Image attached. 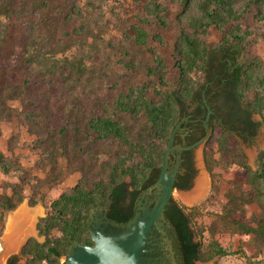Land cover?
<instances>
[{"label":"trees","instance_id":"16d2710c","mask_svg":"<svg viewBox=\"0 0 264 264\" xmlns=\"http://www.w3.org/2000/svg\"><path fill=\"white\" fill-rule=\"evenodd\" d=\"M149 3L156 5L155 0ZM182 3L185 9L188 0ZM234 5L235 0L202 1V15L187 22L181 15L167 22L151 9L150 19L122 28L117 57L107 63L93 58L99 48L95 27L100 25L92 0H0V122L16 118L35 135L38 166L45 172L33 184L29 205L45 202L43 187L81 174L75 186L50 201L38 224L45 240L27 241L22 264H60L75 243L93 245L88 222L95 209L107 208L108 219L116 223L135 216L136 201L158 179L166 141L180 117L191 111L192 119L205 118V107L193 105L201 101L194 74L212 67L206 40L211 28L223 38L227 59L211 75L222 90L204 147L211 191L220 190L217 168L235 165L237 171L225 194L227 202L208 230L212 236L226 231L248 235L255 248L264 249V159L256 169L249 165L234 134L245 139L256 135L259 122L252 115L264 110V93L252 84L259 81L257 37L246 44L245 34L228 30L241 17ZM249 9L264 20V0H247L243 12ZM153 26L160 32H153ZM155 39L161 52L152 46ZM73 48L72 57L67 56ZM6 159L0 151L7 173ZM192 166L188 176L177 174L186 181L175 182L176 188H190ZM25 183L22 179L11 185V193L0 194V237L6 215L25 200ZM251 204L257 205V213L249 212ZM197 214V206L174 198L165 208L179 264L208 262L228 253L216 240L203 242L205 229L196 226ZM6 264L20 263L11 256Z\"/></svg>","mask_w":264,"mask_h":264},{"label":"rangeland","instance_id":"374dc122","mask_svg":"<svg viewBox=\"0 0 264 264\" xmlns=\"http://www.w3.org/2000/svg\"><path fill=\"white\" fill-rule=\"evenodd\" d=\"M92 1L93 12L97 18V24L100 25L99 29L95 27V32L99 35V40L96 42V44L99 45V48L95 49L96 53L93 54V58L95 60H103L107 63H112V61L117 57L115 48H117L118 40L121 39L120 37L122 36L123 31L122 28L132 22L150 19L151 16H149V13L151 12V9H155L157 15L161 16L162 20L167 22L168 20L176 22V17L179 15L182 16L183 21L187 22L193 15H202L203 12L199 6L200 2H205V0H188V6L186 7L187 9H184V5L182 3L184 0H155L156 5L149 3L151 0ZM246 1L247 0H235L234 8L240 11L241 17L231 22V25L228 26V30H231L237 34H245L247 36L246 44H248V42H251L250 44H252V36L255 35L257 37L254 48L256 53V60H254V64L255 76L256 78H259V81H254L252 84L253 87L261 89V92L264 93V20L260 19V17L254 16V11H256L255 9H249V11L243 12ZM153 32H160L159 28H155L153 26ZM222 39L223 38L211 28V30L208 31L206 35L208 50L214 49V47ZM89 42H93L92 37L89 38ZM152 46L155 48V51H162L159 48L157 39L152 42ZM75 50L76 48H73L72 51L68 52L66 55L72 57V54ZM143 54V57L148 56V54L145 52H143ZM145 63H152V59H148ZM141 78H143L142 75L138 76L139 80ZM204 80L205 73L199 71L198 73L194 74V83L196 84L197 88ZM11 105L19 110L21 109V104L18 101H12ZM254 115L262 123H264V110L262 113ZM35 140V135L31 134L27 127L19 124L16 118L0 122V151L3 152L7 158L6 165L9 169V171L6 173L0 165V194L3 192L11 193L12 184L20 183L22 182V179L26 181L23 191L25 200L17 207V209L24 204L32 208H41L42 212L37 217L35 222V233L29 235L28 240L35 238L39 242H43L45 240V236L40 234L38 224L41 218L47 215L50 201L57 198L62 192L75 186L80 179L81 174L79 172H75L71 175L65 176L56 185L43 187L42 191L45 194V202L39 201L35 206H30L29 199L33 195V184H36L38 180H42L45 177V172L38 166L40 149L37 147ZM205 143H202L200 148L197 150L199 176L204 174L208 182V188L205 195L193 204H186L181 199L180 192L178 190H176L173 194V198L179 201L181 204H184L188 207L197 206L198 214L195 219V224L196 226L205 229L203 235L201 236L203 242L207 244L211 240H216L228 252L226 255L216 256L208 262L201 261V263L264 264V249L258 250L255 248L249 241L250 236L232 233L229 231L224 233H216L212 236L208 230L215 216L222 212L223 207L227 202L225 194L227 190L232 187V180L234 179L235 172L237 171V166L227 165L225 167L216 169V172L219 176L220 190L219 192H212V178L206 168L204 160ZM240 143L242 145L241 141ZM252 144L255 148L254 154H248L245 151L243 145L242 147L247 156L248 164L256 169L259 160L264 159V139L261 142L252 140ZM62 162L65 163L64 161ZM247 209L250 213L258 212V207L255 204L248 205ZM16 210L11 211L6 215L5 226L0 237L1 248L4 246L3 237L6 234L8 218L11 214L16 212ZM4 250H0V264H6L8 258L11 256H16L17 261L20 264L25 263L27 260L23 253L19 251L4 256ZM16 250H18V248ZM65 258L66 257L61 259L60 264L65 260Z\"/></svg>","mask_w":264,"mask_h":264},{"label":"water","instance_id":"95a60500","mask_svg":"<svg viewBox=\"0 0 264 264\" xmlns=\"http://www.w3.org/2000/svg\"><path fill=\"white\" fill-rule=\"evenodd\" d=\"M222 41L223 39L214 49L208 51L209 63L213 64H211L212 67L208 68L209 65L207 66L205 80L197 88V91L200 93H202L211 75L216 72V66L227 60L225 55L226 49L222 46ZM207 75H209V78ZM207 108L208 113L205 121L206 135L193 145L183 146L176 143L177 134L186 131V127H184L183 124L187 118L184 115L180 117V120L177 122L166 141L167 146L162 156L158 179L153 186L142 194L139 201V211L136 212L135 216L127 223H117L116 227L120 229L117 233H108L101 227V209L93 210L88 227L93 245L75 243L69 255L61 264H175L170 246L171 240L168 238L165 231L166 218L164 211L167 204L173 198V194L176 190L179 192H189L195 186L199 178L197 150L202 143L207 141L211 134L208 121L210 120L212 111L210 106L207 105ZM252 119L259 122L257 133L254 137L245 139L234 133L242 142L248 154L255 153L252 140L261 142L264 139V123L254 114L252 115ZM189 149H193L192 155L195 173L190 188L180 190L175 187V179L180 171L181 161L180 155L175 154V152ZM172 154H175L174 157H172ZM156 231L160 233V237H157ZM28 238L24 240L18 250H14L10 248V238H6V235H4V256L15 253L16 251L21 252ZM150 246H159V248H161L162 254L156 258L158 260L157 263L153 257L146 256V254L151 251V249H148ZM196 264L202 263L201 261H197Z\"/></svg>","mask_w":264,"mask_h":264},{"label":"flooded vegetation","instance_id":"af4514ba","mask_svg":"<svg viewBox=\"0 0 264 264\" xmlns=\"http://www.w3.org/2000/svg\"><path fill=\"white\" fill-rule=\"evenodd\" d=\"M216 79H217V77H215V79L209 78L207 81V84L204 86V89L201 93V101L198 99L195 100L194 107H199V106L205 107V109L207 110L204 120H203V114L201 116H197V118L192 119V117H193L192 112L190 111L189 113H187L185 115L187 120L183 124V126L186 127V131H184V133H178L176 136V143L178 145H183V146L193 145L194 143H196L197 141H199L200 139H202L206 135L205 121H206L207 113H208L207 105L210 106V109L212 111V113L210 114V118H211L212 114H216V112H215L216 104L219 103L220 101H222V96H221L222 90L220 89V86L217 85ZM219 120L222 121L221 118ZM200 122L202 123V126L199 125ZM190 123H192V124L190 125ZM192 150L193 149L178 150L175 152V154L180 155V161H181L180 162V172L178 173V175L188 176L191 173V170L188 169V166L191 163H192V165H193L192 167L194 169ZM175 154H172V157H174ZM194 171H195V169H194ZM178 175L175 179V182L180 183L181 181L182 182L186 181V179L184 181L180 180ZM192 178H189L190 184L192 183ZM180 190H185V189H180ZM142 194H141V196H142ZM141 196L136 201V205H135L136 212L139 211V201L141 199ZM98 209H101V214H100L101 227L104 228V230L108 233H117L118 231H120V229H118L116 227L117 223L108 219L107 208H98ZM91 218L92 217H90V220H91ZM90 220L88 222V227L90 224ZM118 224H122V223H118ZM169 228H170V225L167 223V221H165V231H166V235L171 240L170 246H171V250L173 252L174 261H175V264H179L178 259L176 257V252L174 250L173 239L170 238L169 233H168ZM156 234H157V237L158 236L160 237V233L158 231H156ZM148 249H151V251L149 253H147L146 256L153 257L157 263L158 260L156 258L161 256L160 254H162L161 248H159V246H150V247H148ZM152 261H153V259H152Z\"/></svg>","mask_w":264,"mask_h":264},{"label":"bare ground","instance_id":"6f19581e","mask_svg":"<svg viewBox=\"0 0 264 264\" xmlns=\"http://www.w3.org/2000/svg\"><path fill=\"white\" fill-rule=\"evenodd\" d=\"M207 188V178L203 174L199 176L195 187L189 192H180V197L186 204H193L205 195ZM41 212V208H32L24 204L9 216L5 235L6 238H10L11 249L16 250L29 235L35 233V222ZM4 249V246L0 247V250Z\"/></svg>","mask_w":264,"mask_h":264}]
</instances>
